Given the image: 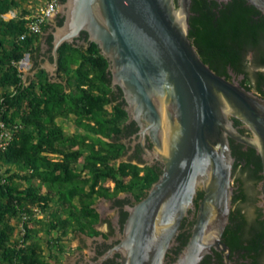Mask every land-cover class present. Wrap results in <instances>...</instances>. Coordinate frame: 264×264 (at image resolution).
<instances>
[{
    "label": "water",
    "instance_id": "obj_1",
    "mask_svg": "<svg viewBox=\"0 0 264 264\" xmlns=\"http://www.w3.org/2000/svg\"><path fill=\"white\" fill-rule=\"evenodd\" d=\"M245 1L264 15V0ZM192 3L65 0L61 19L43 36L40 58L51 82L64 44L100 48L128 123L139 129L132 148L140 143L143 157L162 165L158 181L136 205L130 195L99 200L100 229L110 240L94 237L90 260L82 255L79 264H165L200 191L190 240L174 264H200L213 248L230 264L222 238L233 208L231 139L261 157L258 206L264 208V99L204 63L189 38ZM235 120L251 136L241 134Z\"/></svg>",
    "mask_w": 264,
    "mask_h": 264
},
{
    "label": "trees",
    "instance_id": "obj_2",
    "mask_svg": "<svg viewBox=\"0 0 264 264\" xmlns=\"http://www.w3.org/2000/svg\"><path fill=\"white\" fill-rule=\"evenodd\" d=\"M23 8L19 0H0V124L20 122L23 126L7 150L0 152V263L53 264L36 241L42 231L47 235L57 232L62 239L99 234L95 230L99 222L96 201L121 193L141 201L162 169L141 167V160L138 164L120 162L128 151L121 141L136 123L128 124L126 104L113 87L110 64L96 44L87 48L64 44L59 49L62 82H51L39 70L24 85L18 65L29 55L34 70L40 69L41 36L22 41L25 21L2 18ZM191 12L189 38L216 74H225L228 66L241 71L250 51H263L264 15L245 0L222 5L216 0H193ZM260 63L264 64V57ZM61 122L74 124L84 135L67 136ZM233 155L238 159L235 169L246 163L243 169L251 171L256 181L261 179L259 162L236 150ZM110 182L113 187L107 185ZM203 198L200 191L198 208ZM52 206L57 210L50 221H32L46 228L26 224L21 243L15 236L21 217L33 215L36 207L48 216Z\"/></svg>",
    "mask_w": 264,
    "mask_h": 264
},
{
    "label": "flooded vegetation",
    "instance_id": "obj_3",
    "mask_svg": "<svg viewBox=\"0 0 264 264\" xmlns=\"http://www.w3.org/2000/svg\"><path fill=\"white\" fill-rule=\"evenodd\" d=\"M217 3L221 5L228 4L220 3L218 1ZM61 17L62 12L60 15L55 17L53 22L49 25L48 29L44 32L43 36L61 19ZM262 57H264V49L261 52L250 51L245 58L244 68L241 71H237L228 66L225 74L218 75L221 77H225L231 83L240 84L246 90L264 99V64L260 63ZM37 61L40 64L42 63L40 52L38 54ZM132 123L128 124L131 125ZM234 125L236 128L238 127L237 129L241 134L245 136H251V133L240 121L235 120ZM138 131L139 129L137 125L135 127H130L125 138L121 141V143L125 145L128 150L125 157H127L129 160H133L134 164H138L139 160L143 161V163L140 164L141 167L150 166L162 169V165L159 162L146 160L143 157L142 145L140 143H137L134 149L132 148L133 136L137 134ZM231 148L232 153H234L235 150L242 152L245 157L251 156V160L259 162L262 166L261 157L254 149L245 147V145L237 143L232 139ZM254 151L255 156H252V152ZM234 158L236 164L238 162V159L236 157ZM245 161L247 162V159H245ZM235 164L233 170V208L229 220V225L227 226L223 234L222 242L230 250V264H264V208L258 206V202L261 201L259 197L261 196V192L258 186L263 180V166L262 170L259 172V176L261 177V179L259 181H256L251 177V171L243 169V165H246V163L236 169ZM248 182L252 184L254 191H252L247 186ZM123 195H130L134 199V201L131 202V205H136L140 202L134 195L129 193H121L117 197L111 199L99 198L94 205V208L99 214V222L95 226V230L99 234L76 235L77 245L73 249L74 252L72 254H69L68 258L66 259L67 264H79V257L82 255L87 260H90L88 244L94 237L99 238L100 236H102L103 240H110V236L100 229L101 213L97 210V204L100 199H106L108 201L114 202ZM249 206L253 207L252 216H249L246 212ZM198 213L199 208L197 207L196 210L190 211L189 216L184 219L181 225L180 233L176 237L175 245L172 247V249H170L166 256L165 264H174L180 254L183 252L184 248L190 240L192 229L196 223ZM212 253L213 254L210 253L206 255L200 264H226L224 257L220 251L213 248Z\"/></svg>",
    "mask_w": 264,
    "mask_h": 264
},
{
    "label": "built area",
    "instance_id": "obj_4",
    "mask_svg": "<svg viewBox=\"0 0 264 264\" xmlns=\"http://www.w3.org/2000/svg\"><path fill=\"white\" fill-rule=\"evenodd\" d=\"M63 1L28 0L26 5H24L23 12L10 11L8 14L3 15L2 18L5 21H11L20 17L25 21L26 33L20 37V40L24 41L29 36H41L44 34L46 27L50 25L52 19L61 14ZM18 66L21 73L29 71L32 67L30 61L27 62L25 59ZM22 128L23 126L20 122L14 124L2 122L0 124V152L7 150ZM46 216L47 214L40 207L33 209V215L24 214L21 217L20 225L15 236L22 243V238L26 234V224L30 225V222L33 220L44 221ZM47 221L50 220L47 219Z\"/></svg>",
    "mask_w": 264,
    "mask_h": 264
},
{
    "label": "rangeland",
    "instance_id": "obj_5",
    "mask_svg": "<svg viewBox=\"0 0 264 264\" xmlns=\"http://www.w3.org/2000/svg\"><path fill=\"white\" fill-rule=\"evenodd\" d=\"M19 2L24 6L28 2V0H19ZM62 13H63V10H62ZM54 19L55 18L52 19L51 23L53 22ZM42 36L43 35H41L40 46H42V43H43ZM10 42L11 41L8 40L7 43L10 45L11 44ZM30 63L32 66L31 69L27 72H22V80H23V83L25 86H28L34 80V76L38 73L39 70L45 71L43 63L40 64V69H36V70H34V61L30 60ZM48 77H49V75H48ZM44 79H45V77H44ZM54 82H62V81L59 79V76H58L57 80ZM61 125H62V127L65 131V134L67 136L84 135V132L81 131L80 129H78L77 127H75L74 124H72V123L61 122ZM91 140H96V137L91 136ZM102 140L109 142V140H107V139H102ZM85 154H87V153H85ZM128 161H129V159L127 157H124L120 160V162H128ZM107 185L110 187L114 186V184L111 182L108 183ZM247 186L252 191H254L251 183L248 182ZM56 210H57V207L52 206V209H51L50 213L48 214V216H46V218H48V219L51 218L52 214ZM246 212L248 213L249 216H252L253 207L249 206ZM31 226L33 228H36V229H40L42 227H44V229L46 228L41 223H37V222H32ZM60 237H61L60 234L57 232H53L52 234L47 235L46 230H44L36 239V241L39 242L43 246V248L45 250L46 259L53 264H67L66 259L68 258L69 254H72L74 252L73 249L77 245V236H75V235H71V236L64 238V239H62ZM56 241H58V245H57Z\"/></svg>",
    "mask_w": 264,
    "mask_h": 264
}]
</instances>
